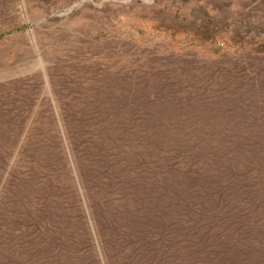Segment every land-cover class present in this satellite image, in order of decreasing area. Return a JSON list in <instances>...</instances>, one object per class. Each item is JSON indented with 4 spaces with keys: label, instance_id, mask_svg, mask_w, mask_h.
Listing matches in <instances>:
<instances>
[{
    "label": "rangeland",
    "instance_id": "obj_1",
    "mask_svg": "<svg viewBox=\"0 0 264 264\" xmlns=\"http://www.w3.org/2000/svg\"><path fill=\"white\" fill-rule=\"evenodd\" d=\"M0 264H264V0H0Z\"/></svg>",
    "mask_w": 264,
    "mask_h": 264
}]
</instances>
